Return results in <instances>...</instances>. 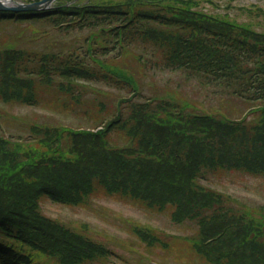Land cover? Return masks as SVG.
<instances>
[{
  "label": "trees",
  "instance_id": "16d2710c",
  "mask_svg": "<svg viewBox=\"0 0 264 264\" xmlns=\"http://www.w3.org/2000/svg\"><path fill=\"white\" fill-rule=\"evenodd\" d=\"M71 1L46 11L0 10V22L49 21L60 36L90 32L85 51L54 52L63 47L56 39L45 46L50 52L0 47V100L36 104L59 76L67 81L60 89L72 94L79 80L129 86L133 94L124 101L131 102L138 84L117 58L141 43L159 52L156 66L220 86L256 107L249 119L233 121L173 98L137 100L100 129L32 123L28 137L0 136V264H85L108 255L106 246L46 216L40 205L48 196L81 205L100 190L172 209L179 223L196 221L194 247L212 264H264V205L237 210L198 182L204 170L264 175V32L196 10L193 0ZM117 46L119 54L111 56ZM117 131L129 145L107 146ZM134 231L150 244L157 240L150 230Z\"/></svg>",
  "mask_w": 264,
  "mask_h": 264
},
{
  "label": "rangeland",
  "instance_id": "374dc122",
  "mask_svg": "<svg viewBox=\"0 0 264 264\" xmlns=\"http://www.w3.org/2000/svg\"><path fill=\"white\" fill-rule=\"evenodd\" d=\"M193 1L196 10L264 32V0ZM51 25L49 21L44 20L24 23L0 22V47L13 45L26 50L38 49L48 52L51 50H46L45 46L53 47L49 41L56 39L63 47L56 46L54 51L66 52L71 46L82 45L84 37L90 33L86 29L77 32L80 35L71 33L60 36ZM50 29L52 32L48 39L43 37L37 42L32 38ZM24 37H30L32 40L28 41ZM137 44L139 47H133L128 55L121 57L123 59L120 62L134 73L129 72L134 75L138 84L140 94L134 97V101L155 96L179 97V102L189 101L187 103L197 111L232 118L242 116L247 103L232 96L227 89L223 91L220 86L202 84L197 77L189 79L186 73L166 68L163 63L156 67L147 65L145 73L144 66L137 60V56L144 52L146 57H151L155 48L150 45L140 47L141 43ZM56 82L61 81L57 78ZM78 86L75 91L80 92L79 101L59 92L58 84H55L53 89L42 91V100L35 105L0 101V135L25 137L29 133L27 123L34 122L64 124L73 128H94L101 117H113L118 111V104H122L123 110H129V102H121L131 96L132 89L129 86L118 88L97 80L86 81L84 86ZM219 110L221 112H218ZM125 142L126 137L117 134L107 140L110 146L122 145ZM200 181L225 192L237 208L242 205L256 207L264 204V177L241 171H210L207 176L201 177ZM41 206L45 214L62 220L68 226H76L79 231L108 245L113 254L108 259L96 261L95 264H209L199 257L198 252L185 238L196 234V223L173 222L169 208L159 211L122 196L103 194L95 196L90 204L83 206L65 205L49 198H45ZM133 223L153 228L161 243L151 246L143 242L131 230Z\"/></svg>",
  "mask_w": 264,
  "mask_h": 264
},
{
  "label": "water",
  "instance_id": "95a60500",
  "mask_svg": "<svg viewBox=\"0 0 264 264\" xmlns=\"http://www.w3.org/2000/svg\"><path fill=\"white\" fill-rule=\"evenodd\" d=\"M12 4H6L0 0V10L12 11H30V10H45L50 8L56 0H38L33 2H22L11 0Z\"/></svg>",
  "mask_w": 264,
  "mask_h": 264
},
{
  "label": "bare ground",
  "instance_id": "6f19581e",
  "mask_svg": "<svg viewBox=\"0 0 264 264\" xmlns=\"http://www.w3.org/2000/svg\"><path fill=\"white\" fill-rule=\"evenodd\" d=\"M4 3L6 4H12V1L11 0H2Z\"/></svg>",
  "mask_w": 264,
  "mask_h": 264
}]
</instances>
